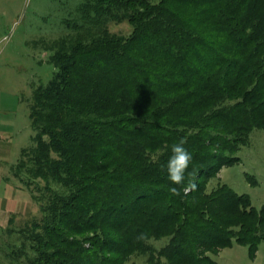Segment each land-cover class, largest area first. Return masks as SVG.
I'll use <instances>...</instances> for the list:
<instances>
[{
  "label": "trees",
  "instance_id": "16d2710c",
  "mask_svg": "<svg viewBox=\"0 0 264 264\" xmlns=\"http://www.w3.org/2000/svg\"><path fill=\"white\" fill-rule=\"evenodd\" d=\"M75 11L33 92V145L13 172L39 216L7 229V263L217 264L233 242L252 256L264 205L207 184L264 130V0H82ZM121 23L128 33L111 31ZM181 139L192 161L173 185Z\"/></svg>",
  "mask_w": 264,
  "mask_h": 264
},
{
  "label": "rangeland",
  "instance_id": "374dc122",
  "mask_svg": "<svg viewBox=\"0 0 264 264\" xmlns=\"http://www.w3.org/2000/svg\"><path fill=\"white\" fill-rule=\"evenodd\" d=\"M81 1L0 0V249L9 240L7 229L18 230L39 216L31 190L13 170L23 150L33 145L30 105L34 89L45 85L55 71L47 44L67 32L64 20L75 17ZM110 29L128 33L129 26L112 24ZM237 157L238 161L220 169L207 189L226 184L259 209L264 205V130H252L249 143ZM164 242L155 243L160 247ZM211 257L217 264H264V241L252 256L247 246L233 242ZM0 264H8L1 252ZM130 264H145V258L137 257Z\"/></svg>",
  "mask_w": 264,
  "mask_h": 264
},
{
  "label": "clouds",
  "instance_id": "9594fccd",
  "mask_svg": "<svg viewBox=\"0 0 264 264\" xmlns=\"http://www.w3.org/2000/svg\"><path fill=\"white\" fill-rule=\"evenodd\" d=\"M186 141L181 139L179 143L172 145L171 156L167 161L168 179L173 185H180L185 180V173L192 161L191 153L184 147ZM191 175V173H189ZM194 187V185H193ZM172 195H179L176 187L169 189Z\"/></svg>",
  "mask_w": 264,
  "mask_h": 264
}]
</instances>
